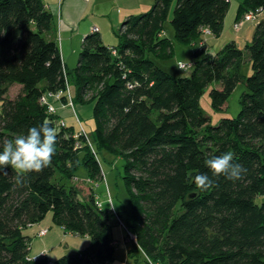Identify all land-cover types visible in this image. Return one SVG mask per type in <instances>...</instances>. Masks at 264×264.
<instances>
[{"label": "trees", "instance_id": "obj_1", "mask_svg": "<svg viewBox=\"0 0 264 264\" xmlns=\"http://www.w3.org/2000/svg\"><path fill=\"white\" fill-rule=\"evenodd\" d=\"M172 2L156 0L124 20L116 53L99 31L86 35L78 66L69 71L58 39L49 36L55 21L45 0H0V151L4 140L45 121L56 133L51 164L42 171L25 173L22 183L11 167L0 171V264L50 261L30 257L32 236L25 232L48 212L65 232L90 237L88 247L56 264H109L115 258L111 225L121 212L98 205L94 186L76 178L84 167L93 181L104 179L101 150L124 159L132 198L125 225L137 237L128 254L135 264H264V19L245 48L230 41L214 53L208 39L223 33L230 0H176L175 38L199 46L192 74L175 76L157 62L175 51L164 35ZM259 8L264 14V0H244L235 23ZM203 27L213 34L203 37ZM70 74L75 106L88 99L94 104V148L74 126H60L59 114L40 101L67 89ZM239 82L248 91L238 116L212 124L200 105L206 88L217 84L210 95L218 110ZM14 84L21 91L11 98ZM228 151L246 169L239 180L216 176L205 164ZM200 173L211 187L195 186L191 178Z\"/></svg>", "mask_w": 264, "mask_h": 264}, {"label": "rangeland", "instance_id": "obj_2", "mask_svg": "<svg viewBox=\"0 0 264 264\" xmlns=\"http://www.w3.org/2000/svg\"><path fill=\"white\" fill-rule=\"evenodd\" d=\"M143 1V7H140L139 11L136 14L150 10L155 4L156 0ZM243 1L244 0H230V9L228 10L227 16L225 18L226 31H223V33L218 37H212L211 41H209L208 43V48L210 49V51L215 53V51L220 50L224 45H226L227 42L230 41H236L237 45L242 48H245L247 44L252 42L255 29L259 21L261 19H264V14H260L258 19L245 22V27H241L239 30H236L234 25L236 21V15ZM175 2L176 0H173L169 12V19L164 24L165 35L169 39L171 38L173 40L175 51L170 59H160L157 60V62L159 66L164 68V70L169 73H173L175 76H190L192 74L193 68L188 67L185 69H179L178 64L180 63L179 61L191 63L195 62L196 57L194 52L195 50H197L199 43L193 45L187 44L179 42L177 38H175V30L171 24L173 11L176 6ZM118 32L119 28L116 27L113 33H109L107 40L109 41L107 44L108 46L114 47L115 45H118ZM58 42L60 44L61 40L59 39ZM81 49L82 46L77 53L78 55L76 54L69 58V60H66L69 71H73L78 66V61L80 58L79 53ZM246 72H249V69L246 68ZM250 72H252L251 69ZM69 77L71 95L74 97L76 93V88L74 86V77H72L71 74L69 75ZM214 86H217V84L214 83L206 88L205 92L200 98V105L205 111V114L211 117L212 124L216 125L224 117L230 118L238 116L237 114L241 111L242 108V103H240L241 96L243 93L248 91V87L246 83L239 82V84L232 91V94L230 95L228 101L226 102V106L222 109L215 110L213 104H211L212 100L210 95V90ZM218 87H220V85H218ZM20 89L21 86L19 84L12 85L9 89V96L11 98H15V96L20 93ZM48 100H51V102L54 103V106L57 108V111H59L57 114L61 115L60 122L64 121L68 126H74L75 130L78 132L81 130V121L83 130L85 129V131L92 137L93 131L95 130L96 126V121H94L93 118L94 104L91 103V99H88L83 103H77L75 106L77 113H75V110L70 106V104L64 103V101L62 100H56V98L52 97L50 94L48 95ZM77 114L80 121H78L77 119ZM60 122L59 125L61 126ZM98 154L100 158V164L103 169L104 179L93 183L87 176L86 168L82 167L77 173V177L79 178L78 181L79 183H83V185H87L90 187L94 186L95 191L99 195V198L103 200V208L109 209L110 207H112L113 209L118 210L119 212H121L120 220L127 222L126 220L129 219L130 216L132 198L129 187H127L124 178V159L121 157L118 158L110 152H106L104 150L99 151ZM75 181L76 179L73 182L70 181L69 183L73 184L75 183ZM52 218L53 213L48 212L46 217L37 224V227L27 228L25 230L28 235L32 236L31 241L32 244H34L32 245V247H35V250H37V252H40L44 245L50 244L54 246L55 244H57L59 246H55L53 251L49 253V258H51L52 261H56L55 259L59 258L60 256L77 253L78 250L85 248L83 247L85 236L76 235L69 231H66V233H64L65 231L61 228V226L55 224ZM39 225L46 227L45 229H47L49 233L43 237L32 235L33 231L36 230ZM40 228L42 227H39V229ZM111 233L112 237L118 242L119 247H117L115 258L109 264H135V261H133V259L130 258L128 254V249L132 246L131 240H125L128 232L126 231L125 227L121 226L120 221H118L117 219V216L112 219ZM63 248H66L68 249L67 251L71 252L61 254L59 257H57L63 251ZM30 253L33 254L34 251L32 252L30 250ZM41 254H43V252H41L39 255Z\"/></svg>", "mask_w": 264, "mask_h": 264}, {"label": "crops", "instance_id": "obj_3", "mask_svg": "<svg viewBox=\"0 0 264 264\" xmlns=\"http://www.w3.org/2000/svg\"><path fill=\"white\" fill-rule=\"evenodd\" d=\"M143 2V0H45L46 7L52 11L55 21L54 31L51 32L49 36L52 38H57L58 41L59 39L61 40V55L65 65L67 66L66 60H69V58L78 53L80 47L83 45L85 36L90 34L93 28H98L103 42L108 44L109 41L107 40L109 33H113L116 27L120 29L124 20H126L131 15H135L139 11L140 7H143ZM241 24V27L246 26L244 21L241 22ZM224 31H226L225 28ZM211 39L212 38H209L208 42L211 41ZM58 112L59 111H57V113ZM59 116L61 117L60 114ZM76 178L79 179L77 176ZM89 180L95 183V181L92 179L89 178ZM100 200L102 203L103 200ZM37 224L38 223L32 224V226H29L28 228L37 227ZM39 227L42 228L39 229ZM39 227L33 231L32 235L42 237L39 236L38 233L40 230H43V228L46 227L41 225H39ZM61 228L63 229V227ZM48 233L49 232H47L45 235ZM84 238L85 241L83 247L86 248L89 246L90 237L85 236ZM125 240L129 241L127 237H125ZM113 244H115L117 250V247L119 246L116 239H114ZM32 245L34 244H32V241H30L31 251H34L33 254L30 253L31 258L35 257L36 255L40 256L39 254L41 252H46V256L49 258V253L53 251L55 246H59L57 244L54 246L47 244L44 245V247L42 246L43 248L40 252H37L35 247L33 248ZM65 249L63 248V251L57 257H59L61 254L71 252L67 251L68 249ZM49 259L51 260V258Z\"/></svg>", "mask_w": 264, "mask_h": 264}, {"label": "clouds", "instance_id": "obj_4", "mask_svg": "<svg viewBox=\"0 0 264 264\" xmlns=\"http://www.w3.org/2000/svg\"><path fill=\"white\" fill-rule=\"evenodd\" d=\"M56 133L47 121L31 127L27 135H20L14 140L6 139L0 151V171L7 172L11 167L16 171V182L22 183L25 173L40 172L49 166L55 153ZM206 166L216 176L224 175L230 180L242 178L246 169L234 162L231 151L212 156L205 160ZM196 187L205 190L212 185V180L205 173L191 178Z\"/></svg>", "mask_w": 264, "mask_h": 264}, {"label": "built area", "instance_id": "obj_5", "mask_svg": "<svg viewBox=\"0 0 264 264\" xmlns=\"http://www.w3.org/2000/svg\"><path fill=\"white\" fill-rule=\"evenodd\" d=\"M261 11H262L261 8H259V10H257V11H249L248 14H246L241 20L237 21V23L234 24L235 25V29L236 30L237 29L239 30L241 28V26H242L241 22H243V21L244 22H248L250 20L258 19L259 18V15L262 14ZM92 31H98V28H93ZM202 34H203V37L204 36L206 37L208 35H212L213 33H212V30L209 27H203ZM205 41H206V38H204V40H201L200 41L201 45H203ZM111 49L113 50V52L116 53L115 48L112 47ZM178 66H179L180 69H182V68H188V67H191L192 66V63L182 61V62H180L178 64ZM66 88L67 89H65V90L64 89H60V91H55V92H52L51 91V92H48V93L44 94L43 96H41L40 101L43 104L48 105V111H51V112H54V113L57 112L54 104L51 102V100H48V95L50 94L52 97L56 98V100H62V97L66 96V100L67 101L65 103L70 104V106L75 110V113H77V110L75 109L74 99H73V96L71 95L70 84L68 82L66 83ZM77 119H78V121H80L79 120V117H78V114H77ZM60 123H61L62 126L66 125V122H64V121H61ZM80 123H81V121H80ZM79 133H80L79 136H82V134L83 135L85 134V138L87 139L88 144H90L91 147L94 148V145H93V143H92V141H91V139L89 137V134L85 131V129L83 130L82 126H81V130H80ZM77 144H78L79 147H81V145H82L81 142H77ZM93 151H95V150H93ZM97 204L101 206L102 203H101V200L100 199L98 200ZM117 219H118V221H120L121 226H123V227L126 228V231L128 232L127 234L129 236V239L131 241L137 242V237L134 234H132L131 232H129L127 230V227L125 225V222L122 221V220H120L119 217H117ZM46 232H48V230L45 229V228H43V230H40L38 234H39V236H42L43 237V235H45ZM46 254L47 253L44 252L40 256L44 257ZM34 258L38 259V256H35ZM47 264H56V263L51 260ZM149 264H161V263L160 262L155 263V262H153V261H151L149 259Z\"/></svg>", "mask_w": 264, "mask_h": 264}, {"label": "bare ground", "instance_id": "obj_6", "mask_svg": "<svg viewBox=\"0 0 264 264\" xmlns=\"http://www.w3.org/2000/svg\"><path fill=\"white\" fill-rule=\"evenodd\" d=\"M185 69V68H184ZM81 126H82V122H81ZM103 170V169H102ZM104 175V174H103ZM47 233V232H46ZM128 240H130V239H128ZM51 261V260H50Z\"/></svg>", "mask_w": 264, "mask_h": 264}]
</instances>
